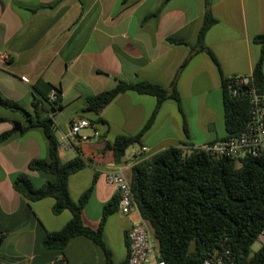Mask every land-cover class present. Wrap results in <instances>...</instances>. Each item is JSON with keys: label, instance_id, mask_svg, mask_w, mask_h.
<instances>
[{"label": "crops", "instance_id": "crops-1", "mask_svg": "<svg viewBox=\"0 0 264 264\" xmlns=\"http://www.w3.org/2000/svg\"><path fill=\"white\" fill-rule=\"evenodd\" d=\"M55 1L0 0V55L7 56L0 62V93L31 117H51L61 161L76 155L64 138L70 124L95 121L78 132V137L88 138L75 142L86 165L69 176L68 188L77 200L96 177L82 213L84 224L96 228L103 206L117 194L105 181L107 172L131 164L135 157L148 160L169 147L186 151L226 136L220 75L207 53L191 55L177 81L181 110L173 99L163 101L151 126L117 163L106 144L119 135L138 133L156 98L126 91L97 114L85 110L86 98L114 87L118 80H148L168 87L196 41L206 0H58L40 7ZM210 7L217 21L205 33L206 47L224 76L250 75L261 53L253 38L264 32V0H210ZM170 35L188 45L169 43ZM41 80L60 88L61 110L52 112L34 90ZM0 109L7 119L0 122V133L12 129L14 120L21 127L27 123L29 116L20 110ZM142 146L148 150L142 152ZM47 154L39 127L23 134L16 131L0 143V264H105L103 250L84 236L71 238L62 251L43 245L44 233L61 229L71 213L53 214L51 197L28 201L12 181L17 173L27 172L35 186L44 183L47 176L30 171L28 163ZM138 220L136 213L117 211L107 218L103 239L115 264L127 261L126 232ZM146 264L157 262L151 258Z\"/></svg>", "mask_w": 264, "mask_h": 264}, {"label": "trees", "instance_id": "trees-1", "mask_svg": "<svg viewBox=\"0 0 264 264\" xmlns=\"http://www.w3.org/2000/svg\"><path fill=\"white\" fill-rule=\"evenodd\" d=\"M57 1L40 7H50ZM216 21L210 0H206L196 41L190 45L189 56L181 63L168 87L148 80H118L114 87L86 98L85 110L95 114L118 94L126 91L156 98L153 111L138 133L119 135L106 144L107 148L113 150L115 162L119 163L126 149L139 142L142 134L153 123L163 101L173 99L181 110L178 77L191 55L198 52H205L211 57L220 75L225 137L237 134L244 128L249 119L248 98L231 93L229 87L234 77L222 74L219 63L204 43L205 33ZM166 41L188 45L183 38L174 35L168 36ZM253 41L260 45L261 53L251 77L256 86L264 90V32L256 35ZM33 88L52 112L61 110L60 88L42 80ZM51 90L56 92L55 100L49 98ZM37 101L38 98L33 102V107H36ZM0 107L12 111L20 109L16 101L1 93ZM6 120L0 116V122ZM99 121L104 120L99 118ZM90 123L92 125L95 121ZM32 127L41 129L47 140L48 154L46 158L31 159L28 169L45 174L47 178L40 186H35L27 172H19L13 178L12 185L28 201L53 198L52 212L55 215L64 210L71 213V218L61 229L44 233L43 245L46 249L62 251L71 238L84 236L103 250L105 264H115L103 239V227L109 215L117 211L118 194L103 206L96 228L84 224L83 209L93 192L96 177L77 200L71 198L68 188L69 176L86 165L81 148L74 145L76 155L61 161L51 117L29 116L19 133L23 134ZM183 130L187 133L186 124ZM15 132L12 129L1 132L0 143ZM128 179L140 216L151 229L157 261L165 264H200L213 252L228 251L233 264H264V243L251 253V246L264 230V156L245 157L238 164L231 158L215 159L193 147L186 151L179 147H169L133 165Z\"/></svg>", "mask_w": 264, "mask_h": 264}, {"label": "built area", "instance_id": "built-area-1", "mask_svg": "<svg viewBox=\"0 0 264 264\" xmlns=\"http://www.w3.org/2000/svg\"><path fill=\"white\" fill-rule=\"evenodd\" d=\"M7 56L1 54L0 62L4 63ZM233 84H230L232 94H241L249 101V119L244 128L237 134L213 140L193 148L200 149L208 153L215 159L231 158L238 164L245 157L264 156V90L256 86L250 75L233 76ZM51 100L56 99V92L49 93ZM92 126L87 119H78L70 124L69 132L64 135L69 146H74L75 142L88 139L86 136L78 137V132ZM97 134V131L94 132ZM142 152L148 150L142 146ZM147 159V158H145ZM145 159L133 158L131 164L123 163L115 167L114 170L105 174V181L113 185L118 194L119 202L117 212L121 215L136 213L139 220L135 222L126 232L127 263L126 264H146L151 258L156 260L155 241L148 223L140 216L137 204L130 188L127 170L133 165ZM130 165V166H129ZM257 240L264 243V230L260 232ZM157 264H165L157 261ZM200 264H233L228 256V251L224 253L213 252L209 254Z\"/></svg>", "mask_w": 264, "mask_h": 264}, {"label": "water", "instance_id": "water-1", "mask_svg": "<svg viewBox=\"0 0 264 264\" xmlns=\"http://www.w3.org/2000/svg\"><path fill=\"white\" fill-rule=\"evenodd\" d=\"M19 110H20V111H21L26 117L29 116V113H28L26 110H24V109H22V108H20ZM12 124H13V126H12V130H13V131L20 132V130H21V123H20L19 121L14 120V121H12Z\"/></svg>", "mask_w": 264, "mask_h": 264}, {"label": "rangeland", "instance_id": "rangeland-1", "mask_svg": "<svg viewBox=\"0 0 264 264\" xmlns=\"http://www.w3.org/2000/svg\"><path fill=\"white\" fill-rule=\"evenodd\" d=\"M0 110H3V109H0ZM67 112H68V111H64V113H62V114L65 115V114H67ZM18 116L20 117V119L23 118L22 115H18ZM22 120H23V119H22ZM260 246H261V242L258 241V240H256V241L254 242V244L251 246V253L254 252V251H256Z\"/></svg>", "mask_w": 264, "mask_h": 264}]
</instances>
